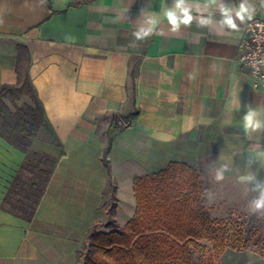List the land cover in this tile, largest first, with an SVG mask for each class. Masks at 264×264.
<instances>
[{"label":"crops","instance_id":"obj_1","mask_svg":"<svg viewBox=\"0 0 264 264\" xmlns=\"http://www.w3.org/2000/svg\"><path fill=\"white\" fill-rule=\"evenodd\" d=\"M48 1L0 0V86L27 65L64 150L43 127L34 136L31 148L57 161L25 219L1 206L25 154L0 134V264H81L93 224L130 220L135 178L171 161L207 178L208 193L228 191L218 180L264 186V87L236 60L240 0ZM109 135L113 192L101 161ZM218 264L264 256L225 247Z\"/></svg>","mask_w":264,"mask_h":264},{"label":"trees","instance_id":"obj_2","mask_svg":"<svg viewBox=\"0 0 264 264\" xmlns=\"http://www.w3.org/2000/svg\"><path fill=\"white\" fill-rule=\"evenodd\" d=\"M240 3L247 7L257 5L254 0H240ZM46 6L50 9L48 0ZM17 73L15 84L0 86V134L23 151L25 159L9 184L1 206L30 219L57 161V156L33 150L32 140L43 127L59 148V154L64 150L45 115L27 65L18 66ZM22 95H26L29 102L14 105V110L5 103V99H17ZM136 112L127 114L126 122ZM111 139L109 135L101 161L107 169L113 192L107 159ZM43 161L47 162L46 167ZM26 171L35 175L24 177ZM36 177L42 179V184L34 179ZM202 193L197 170L182 162L171 161L164 169L137 176L134 180L135 216L122 228L109 231L98 230L99 222H95L86 237L81 264H218L225 247L246 248L247 240L241 235L233 234L229 241L223 239L209 214L198 204ZM200 240L211 244V254L206 260L193 262V248ZM257 252L264 256L262 248H257Z\"/></svg>","mask_w":264,"mask_h":264},{"label":"rangeland","instance_id":"obj_3","mask_svg":"<svg viewBox=\"0 0 264 264\" xmlns=\"http://www.w3.org/2000/svg\"><path fill=\"white\" fill-rule=\"evenodd\" d=\"M261 13H264L262 9ZM23 102L21 98L7 99L5 103L11 110H14V105H19ZM35 151L43 153L39 149ZM44 167L47 166V162L43 161ZM30 171L24 172V177H33ZM42 184L41 178H34ZM214 183L215 187L220 191L222 189H228L227 192H207V178H200L201 187L203 190L202 195L198 199V204L204 209L212 219L213 225L219 230L221 236L226 241L233 238V234L241 235L247 240V247L262 248L264 250V208H255V201L261 197L264 193V186L261 187L253 185L252 183L241 182L239 184L231 182L233 185H221L222 181ZM210 183V182H209ZM134 186V184H133ZM134 191V188H133ZM135 199V212L132 218L136 214L137 200ZM110 203L108 211L110 212ZM111 213V212H110ZM114 223L113 228L120 229L126 225L129 220H110ZM111 223V222H110ZM112 227V226H111ZM198 246L193 248V262L197 260H206L211 254V244L206 240L198 241ZM85 244V243H84ZM84 246V245H83ZM246 247V248H247Z\"/></svg>","mask_w":264,"mask_h":264},{"label":"built area","instance_id":"obj_4","mask_svg":"<svg viewBox=\"0 0 264 264\" xmlns=\"http://www.w3.org/2000/svg\"><path fill=\"white\" fill-rule=\"evenodd\" d=\"M255 3L256 7L244 11V34L236 60L249 72L255 86L264 87V0Z\"/></svg>","mask_w":264,"mask_h":264},{"label":"clouds","instance_id":"obj_5","mask_svg":"<svg viewBox=\"0 0 264 264\" xmlns=\"http://www.w3.org/2000/svg\"><path fill=\"white\" fill-rule=\"evenodd\" d=\"M241 9H242V11H246V9H244L243 5L241 6ZM184 11H185V15H184V18H183V21L182 22L185 23V24H187L192 19V17L190 15H188L186 9ZM167 16H168L169 22L171 24L176 25L178 23L177 18L174 15L173 12L169 11L167 13ZM228 23L231 24L232 21L229 19L228 20ZM137 35H139V34H137ZM249 125H251V126H257V125H254L253 124V117H252L251 114H249L246 117V126H249ZM218 178H220V177H218ZM254 203H255V208H264V193H262L261 194V197L258 200H256Z\"/></svg>","mask_w":264,"mask_h":264}]
</instances>
